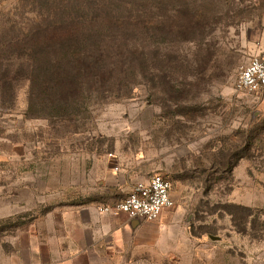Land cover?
Masks as SVG:
<instances>
[{"label":"rangeland","instance_id":"1","mask_svg":"<svg viewBox=\"0 0 264 264\" xmlns=\"http://www.w3.org/2000/svg\"><path fill=\"white\" fill-rule=\"evenodd\" d=\"M95 14L134 24L106 38L109 91L29 118L20 82L0 105V264L31 259L36 219L120 202L156 174L175 205L166 235L131 264H264V94L237 89L264 37V0H0V37Z\"/></svg>","mask_w":264,"mask_h":264},{"label":"trees","instance_id":"2","mask_svg":"<svg viewBox=\"0 0 264 264\" xmlns=\"http://www.w3.org/2000/svg\"><path fill=\"white\" fill-rule=\"evenodd\" d=\"M132 27L97 14L85 21L59 16L34 23L26 32L20 29L21 36L0 37V105L14 104L20 82L29 83V118L68 115L78 100L109 91L116 69L106 38Z\"/></svg>","mask_w":264,"mask_h":264},{"label":"crops","instance_id":"3","mask_svg":"<svg viewBox=\"0 0 264 264\" xmlns=\"http://www.w3.org/2000/svg\"><path fill=\"white\" fill-rule=\"evenodd\" d=\"M259 45L258 53L264 51V37ZM101 205H66L57 217L52 212L43 220L36 219L30 229L31 259L25 261L21 254L19 264H131L127 258L129 252L150 247L166 235V214L170 209L157 221L147 222L123 213H101ZM44 220L46 233L39 231V224ZM44 250L46 260H43Z\"/></svg>","mask_w":264,"mask_h":264},{"label":"built area","instance_id":"4","mask_svg":"<svg viewBox=\"0 0 264 264\" xmlns=\"http://www.w3.org/2000/svg\"><path fill=\"white\" fill-rule=\"evenodd\" d=\"M237 89L249 94H264V51L254 55L241 69ZM172 183L162 175L137 182L125 199L99 206L104 214H127L147 222L157 221L162 213L174 207Z\"/></svg>","mask_w":264,"mask_h":264}]
</instances>
